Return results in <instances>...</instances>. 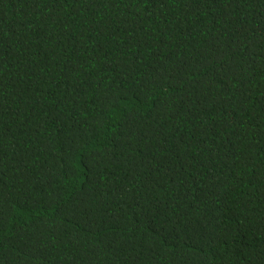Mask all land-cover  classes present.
<instances>
[{
	"label": "trees",
	"instance_id": "trees-1",
	"mask_svg": "<svg viewBox=\"0 0 264 264\" xmlns=\"http://www.w3.org/2000/svg\"><path fill=\"white\" fill-rule=\"evenodd\" d=\"M0 264H264V0H0Z\"/></svg>",
	"mask_w": 264,
	"mask_h": 264
}]
</instances>
